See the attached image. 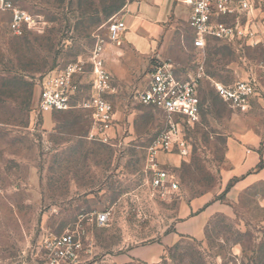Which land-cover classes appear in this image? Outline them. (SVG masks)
<instances>
[{
    "label": "rangeland",
    "instance_id": "obj_1",
    "mask_svg": "<svg viewBox=\"0 0 264 264\" xmlns=\"http://www.w3.org/2000/svg\"><path fill=\"white\" fill-rule=\"evenodd\" d=\"M6 1L25 22L14 33L0 9V264H45L46 242L67 233L78 264H264V41L197 50L184 19L148 21L151 0ZM252 16L264 21V7ZM111 20L128 27L116 41ZM100 41L115 119L107 143L90 138ZM158 60L182 77L203 70L199 122L183 131L189 154L158 156L176 191L155 188L147 168L166 120L139 96ZM75 64L71 108L39 110L43 80ZM246 80L257 91L244 110L214 89Z\"/></svg>",
    "mask_w": 264,
    "mask_h": 264
},
{
    "label": "built area",
    "instance_id": "obj_2",
    "mask_svg": "<svg viewBox=\"0 0 264 264\" xmlns=\"http://www.w3.org/2000/svg\"><path fill=\"white\" fill-rule=\"evenodd\" d=\"M188 9L187 24L195 36L192 46L203 50L210 40L227 44H257L258 37L264 33V21H257L252 14L264 7V0H179ZM0 9L11 13L10 24L14 33L20 32L25 22L24 16L6 0H0ZM122 20H111L107 25L108 38L119 40L126 32ZM90 66L94 76V94L89 104L93 119L90 138L107 143L114 134V107L108 99L110 79L104 68L102 42H98L92 52ZM78 64L69 66L54 75L47 76L41 85L38 107L41 111H67L76 89V76L81 71ZM203 70L182 77L169 62L156 61L149 72V80L139 99L145 106L159 109L166 120L165 129L150 147L147 168L151 173V184L162 191H176L178 184L173 176L158 162L160 154H177L186 157L189 146L183 137L184 128L199 122L201 102L199 82ZM254 80L238 81L233 85L214 84L216 94L226 103L244 110L250 98L256 94ZM108 213L97 214L95 222L104 225ZM45 264H78L80 242L76 234L67 233L45 244Z\"/></svg>",
    "mask_w": 264,
    "mask_h": 264
},
{
    "label": "crops",
    "instance_id": "obj_3",
    "mask_svg": "<svg viewBox=\"0 0 264 264\" xmlns=\"http://www.w3.org/2000/svg\"><path fill=\"white\" fill-rule=\"evenodd\" d=\"M152 1V15L147 18L153 24L164 26L170 24L172 19H184L187 21V7L179 0H151ZM147 21V20H146ZM145 23V22H144ZM126 24V23H125ZM126 32L128 27L126 24ZM259 40L264 41V34L259 35ZM261 42V41H260ZM261 107H264V82L260 85L259 98L257 99ZM261 136L260 134H258ZM253 151V153H255Z\"/></svg>",
    "mask_w": 264,
    "mask_h": 264
}]
</instances>
